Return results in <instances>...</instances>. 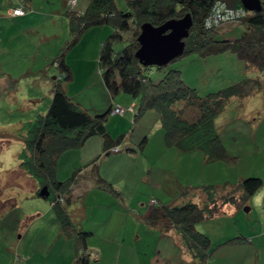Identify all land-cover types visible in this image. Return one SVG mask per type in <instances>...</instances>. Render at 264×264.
Here are the masks:
<instances>
[{"label": "rangeland", "instance_id": "rangeland-1", "mask_svg": "<svg viewBox=\"0 0 264 264\" xmlns=\"http://www.w3.org/2000/svg\"><path fill=\"white\" fill-rule=\"evenodd\" d=\"M38 1L40 3L47 2V0ZM89 1L78 0L76 6H70L69 0H50V3L54 9L64 11V8L66 10L71 8L81 12L86 9ZM116 2L118 9H126L127 0H116ZM64 16L65 22H69L65 13ZM58 21L60 32H58L59 43L55 56L70 39L68 29L65 28L61 32L63 22L60 19ZM218 31V38L234 40L243 35L245 26L240 22L228 23L219 27ZM113 32L114 28L111 25H104L90 28L83 33L80 41L67 54L73 78L67 82L65 87L69 97L92 116L106 113L111 105L113 108L121 106L128 109L124 115H116L111 112L107 122H109L111 135L114 138L121 133L127 135L130 143L137 146L141 155L136 159L137 161H127V157H122L116 165L114 162L106 163L105 173L113 180V183L107 181L106 184H99L96 181L94 184L90 183L91 186L85 187L88 181L84 182L79 189L80 193L78 191L74 196V202L70 206L73 220L76 221L75 223H80L81 230L83 227L85 229L82 231L94 230L97 235L93 237H100L101 230H105L104 221L113 210L122 209L126 214L130 213L131 216L134 214L132 212H147L154 206V203H160L161 200L165 203L174 202L179 195L183 196V191L186 189H193V192L197 194L195 202L202 204L205 199V195L200 193L202 187L209 185L222 187L228 183L238 184L241 182L242 176L244 179L258 177L264 180V90L246 98L234 97L226 104L216 119L222 141L230 155L237 157L236 159L208 162L205 152L200 149L182 152L176 147H172L171 151L168 149L160 156L162 154L163 129L158 112L150 110L135 121L134 113L139 107V102L136 101L134 105L127 104L126 98L130 97L134 101L135 99L124 93L112 95L104 83L99 65V55L102 43ZM102 35L103 39L99 42V37L102 38ZM45 42L47 44V41ZM51 43L52 41L48 45H43V51ZM123 45H119V48ZM30 48L25 55L19 58L17 52L10 51L5 59L8 66L15 71L10 75V79L13 89L19 94L30 91L39 94L44 92V87L38 85L43 77L32 74L33 63L35 59L36 62L40 60L42 52L36 45L30 46ZM170 69H178L184 83L194 89L201 98H208L211 94L246 78H263L262 73L254 68H248L246 63L230 50L210 55H203L198 51L189 52L172 61L164 71ZM164 71H160L154 66L149 67L148 74L158 81L163 77ZM60 75V70L56 65H53L52 61L47 69V82L49 81L53 86L55 77H60ZM44 82L46 80H42V83ZM45 90V96H48L46 87ZM179 105L182 108L183 102H180ZM131 106H135V112L130 110ZM35 110L38 112L33 108L25 112L21 105L15 104L7 108L0 106V157H3L0 158V248L7 249L8 252L15 249L16 253L12 252L13 260L25 258L22 254H18V249L22 253L23 250L33 251L35 249L43 255H40L43 259H46L50 251L49 248L53 246V243L55 244L61 230L60 223L55 218L56 209L53 208L50 199L36 195V187L39 188L41 185L19 167L21 161L18 153L22 150L23 143L21 138L17 137L18 134L14 127H17L18 120L23 118V113L28 114L25 117L29 119L36 113ZM199 116L198 106L187 105L184 107L182 114L184 119L194 121ZM147 136L150 139L149 144L145 142L141 146ZM93 138L90 140H94ZM92 142L88 143L87 141L82 147L65 151L64 154L66 152L76 153L67 158L68 163L71 166L79 163L78 165L83 167L99 156L102 150L98 152ZM121 145L120 148L123 151L119 153L102 154L97 162L99 166L106 157L118 154L127 155V147L124 144ZM87 159L90 160L87 161ZM62 172L63 170L60 171L61 174ZM89 173L93 174L94 172L89 171ZM143 174L146 177L151 176L153 181H144ZM166 175L170 180L161 184L163 179H166ZM117 191L118 194H124V201L120 200V194H115ZM54 194L52 192V198ZM257 194L264 205V192ZM252 198L246 206L241 208L243 216L241 224L245 223L248 228L253 224L255 230L264 226V211L253 206ZM141 200L144 203L140 202ZM85 206L87 207V219L75 214L78 209V213H82ZM232 217H221L222 219L219 221L223 222L221 227L225 230L226 228L236 230L237 225ZM210 222L204 221L202 225L200 223L198 229L204 231L213 230V227L217 228L219 222L217 225ZM115 223H117L116 219L112 221V226ZM140 230L152 229L143 226ZM93 237L89 234L88 239ZM146 244L140 241V245L145 246ZM39 247L42 250H39Z\"/></svg>", "mask_w": 264, "mask_h": 264}, {"label": "trees", "instance_id": "trees-1", "mask_svg": "<svg viewBox=\"0 0 264 264\" xmlns=\"http://www.w3.org/2000/svg\"><path fill=\"white\" fill-rule=\"evenodd\" d=\"M218 1L226 2L233 9L245 8L242 0H127L126 9L121 10L118 9L116 0H90L83 12L71 8L66 10L70 39L53 61L61 75L55 77L53 98L47 113L25 125V132L20 136L23 147L18 156L21 161L19 167L41 185L36 190V195L40 196L44 186L49 187L50 195L47 198L56 209L64 231L76 239L78 255L74 264H90L92 255L87 251L90 233L76 229L68 212L72 201V187L90 166L97 173L98 183L106 184L98 174L97 162L102 154H109L113 149L120 148L125 134L113 138L108 129L107 121L113 105L106 113L92 116L69 97L65 86L72 80L73 74L67 61L68 52L80 41L86 30L111 25L114 32L102 43L99 65L104 83L112 95L128 94L139 102L134 113L135 121L145 112L156 111L168 147H176L182 152L200 149L205 152L208 161L234 160L237 157L231 156L224 145L216 119L234 97L246 98L264 90V0L262 11H249L245 8L246 16L223 24L240 22L245 26L243 35L234 40L218 38V28L223 25L207 27V19ZM187 14L192 16L194 24L189 37L185 39L184 54L198 51L203 55H210L230 50L248 68L262 73L263 78L243 79L208 98L199 97L194 89L187 86L178 69L164 71L169 64L156 66L158 70L164 71V75L160 80H154L148 74L150 66H143L137 56L141 46L138 38L142 25L150 22L160 26L168 20L179 19ZM131 32L133 33L129 36ZM122 44L124 45L119 48ZM180 102H183L182 108ZM187 105L198 106V119L189 121L182 117ZM95 136H100L103 140L102 154L87 165L77 168L67 180L59 181L57 168L61 156L69 149L84 146ZM145 142L146 140L141 146ZM126 150L135 151L134 148ZM121 151L123 150L120 148V151L113 153ZM263 187L264 180L258 177H249L238 184L228 183L222 187L209 185L201 188L200 193L205 195L202 204L194 201L197 194L193 189H186L182 194L184 203H156L144 218V223L163 232L175 230L181 235L186 250L197 264H206L216 247L212 246L210 236L198 229V224L222 214L227 204L243 208ZM52 192L55 193L53 198Z\"/></svg>", "mask_w": 264, "mask_h": 264}, {"label": "crops", "instance_id": "crops-1", "mask_svg": "<svg viewBox=\"0 0 264 264\" xmlns=\"http://www.w3.org/2000/svg\"><path fill=\"white\" fill-rule=\"evenodd\" d=\"M20 6H24L26 13L20 16L13 15L12 10ZM63 10L64 11H62V9H54L50 0H47L46 3H40L38 0H0V106H2V108H7L8 106L15 104L17 106L21 105L22 109H25V112L31 108L38 110V112L35 110V117L33 116L29 119L25 117L28 116V114L25 115V113H23V118L18 120L17 127H14L16 134H18V136H15L18 138H21L20 136L25 132V125L30 121H34L39 115H45L51 105L54 83L52 86L49 81L47 82L48 78L46 75L48 65L56 58L55 55L59 43L57 40L58 32H60V29H58V19H60L61 22L65 19L64 13L66 12V9L64 8ZM83 11L84 10L81 12ZM65 28L68 29V32L70 33V23L65 22L64 20L61 32ZM102 39L103 35L102 38L101 36L99 37V42H101ZM45 41H47V44ZM51 41L52 43L50 46H46L47 48L43 51V45H48ZM33 45H36L38 50L42 52V57L37 62L35 59L32 66V74L37 75V77H43L38 85L44 87V92L39 94L30 91L19 94L18 91L16 92L13 89L14 87L10 79V75L15 73V71L8 66L5 59L7 58V55L10 54V51L17 52V57L19 58L20 56L25 55L27 51L31 49L30 46ZM34 71L36 73H33ZM42 80H46V82L42 83ZM45 87L48 89V96H45ZM43 96L45 97L43 98ZM136 101L137 100L134 101L130 97L125 99V102L130 105L136 104ZM111 108L112 105L110 109ZM107 125L111 132L109 122ZM148 136L145 137L144 140L149 144L150 139ZM162 138V154L160 156H162L168 149L171 151L172 148L166 145L164 131ZM93 139L94 140H88V143L93 141L92 145L96 146L98 152H101V150L103 152L102 138L100 136H95ZM130 142L131 141L128 139L127 135H125V140L123 142L124 146L127 148H134L135 151L128 152L127 155L118 154L106 157L101 166L98 167V174L104 179V181L106 180L105 183H107V181L113 183V180H111L105 173L104 166L106 163L114 162L116 165L117 161L122 159V157H127V161L131 162L137 161L136 159L140 157L139 155L141 154L138 152L137 146ZM75 154L76 153L73 152H66V154L61 156L62 158L59 160L57 168V178L59 181L67 180L77 168L82 166H79V163H76L73 166L68 163L67 158ZM88 160L90 159H87V161ZM61 170H63L62 174L60 173ZM89 171H93L92 166L86 168L82 172L78 182L73 185L72 201L68 206L71 220L78 230H81L79 227L80 223H75L76 221L73 220L74 217L70 210V206L72 202H74V196L77 195L79 189L86 180L88 182L85 187L89 185L91 186V184H94V182L97 181V176L95 175L97 173L93 171L94 173L91 174ZM142 178L144 181H153L151 176L146 177L145 174L142 175ZM243 179L244 177L242 176L241 181ZM169 180L170 179L166 175V179H163L161 184H165L166 181L168 182ZM37 188L38 187H36V190ZM123 195V193H120L119 195L121 201H124ZM195 199L196 198H194V201ZM142 200L140 202H143ZM184 201L185 199L179 195L173 203L181 204L184 203ZM161 202L164 201L161 200ZM86 208L87 207L85 206L82 209V213H78V209V212H75V214L83 219H87L88 215L86 213ZM150 211L151 209L147 212H132L134 214L131 216L130 213L126 214L122 209L113 210L111 215L104 221L106 226L105 230H101V233H99L101 238H94L93 236L97 235L96 231L89 230V233L93 238H90L87 241V251L92 254L98 253V257L91 259L90 264H197L198 262H196L186 250L179 233L175 230L163 232L158 228L149 227L144 223V218ZM241 211L242 210L237 208L234 204H227L224 207V212L222 214L208 220V222L212 221L210 223L217 225L218 222L221 221V217L233 216L232 218L235 220L237 229L228 230L226 228L225 230V228L221 227L223 222H219L217 228L213 227V230L202 231L210 236L212 246L216 247V250L206 264H264V226L254 230L253 224H251L250 228L246 227L245 223L242 225L241 219L243 216ZM55 218L60 223L61 230L55 244L53 243V246L49 248L50 251L46 256V259H43L41 257L43 255L35 251V249L33 251L23 250V253L18 249V254H22L25 258L13 260L12 252L16 253L15 249H11V252H8L7 249L4 250L0 248V264H74L78 255L76 239L69 236L64 231V227L58 219L57 214L55 215ZM114 219L117 220V223L112 226V221ZM143 226H147L152 230H140ZM82 230H85L84 227ZM140 241L147 244L142 246L140 245ZM39 250H42V248L39 247Z\"/></svg>", "mask_w": 264, "mask_h": 264}, {"label": "water", "instance_id": "water-1", "mask_svg": "<svg viewBox=\"0 0 264 264\" xmlns=\"http://www.w3.org/2000/svg\"><path fill=\"white\" fill-rule=\"evenodd\" d=\"M249 11H262V0H242ZM194 21L190 14L179 19H171L160 26L150 22L142 25L138 38L140 48L137 56L143 66L162 67L170 64L185 52V39L189 37ZM41 197H49V187L46 185L40 191Z\"/></svg>", "mask_w": 264, "mask_h": 264}, {"label": "built area", "instance_id": "built-area-1", "mask_svg": "<svg viewBox=\"0 0 264 264\" xmlns=\"http://www.w3.org/2000/svg\"><path fill=\"white\" fill-rule=\"evenodd\" d=\"M77 2L78 0H69L70 6H76ZM25 13L26 12L23 6L14 8L12 10L13 15L20 16V15H24ZM246 14L247 12L245 8L233 9L229 7L226 2L218 1L213 7L212 13L209 15L206 24L207 27L221 26L227 22H234L235 20L246 16ZM127 110L128 109H125L121 106H116L113 108L112 113L116 115H124ZM130 110L135 112V106H131ZM118 151H120V148L118 147L113 149V152H118ZM97 257H98L97 254L92 255V259H95Z\"/></svg>", "mask_w": 264, "mask_h": 264}, {"label": "clouds", "instance_id": "clouds-1", "mask_svg": "<svg viewBox=\"0 0 264 264\" xmlns=\"http://www.w3.org/2000/svg\"><path fill=\"white\" fill-rule=\"evenodd\" d=\"M0 158H3V157H0ZM259 191L264 192V188L260 189ZM252 203H253V206L256 207L258 210L264 211V205H262L259 194L253 196Z\"/></svg>", "mask_w": 264, "mask_h": 264}]
</instances>
